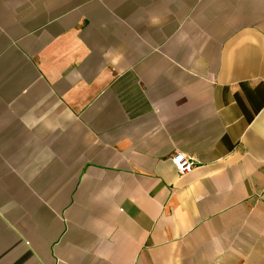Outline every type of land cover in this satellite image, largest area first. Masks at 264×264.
<instances>
[{"label":"crops","instance_id":"1","mask_svg":"<svg viewBox=\"0 0 264 264\" xmlns=\"http://www.w3.org/2000/svg\"><path fill=\"white\" fill-rule=\"evenodd\" d=\"M0 264H264V0H0Z\"/></svg>","mask_w":264,"mask_h":264},{"label":"built area","instance_id":"2","mask_svg":"<svg viewBox=\"0 0 264 264\" xmlns=\"http://www.w3.org/2000/svg\"><path fill=\"white\" fill-rule=\"evenodd\" d=\"M172 163L179 175H188L193 172L196 160L186 154L176 153L172 158Z\"/></svg>","mask_w":264,"mask_h":264}]
</instances>
